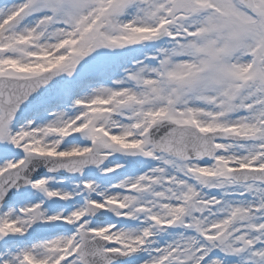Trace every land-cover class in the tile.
Listing matches in <instances>:
<instances>
[{
	"label": "snow or ice",
	"instance_id": "obj_1",
	"mask_svg": "<svg viewBox=\"0 0 264 264\" xmlns=\"http://www.w3.org/2000/svg\"><path fill=\"white\" fill-rule=\"evenodd\" d=\"M0 264H264V0H0Z\"/></svg>",
	"mask_w": 264,
	"mask_h": 264
}]
</instances>
